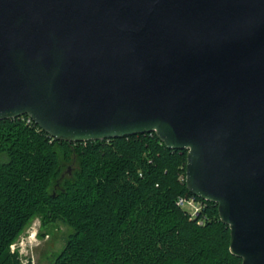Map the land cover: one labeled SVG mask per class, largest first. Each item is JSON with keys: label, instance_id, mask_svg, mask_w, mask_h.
<instances>
[{"label": "water", "instance_id": "1", "mask_svg": "<svg viewBox=\"0 0 264 264\" xmlns=\"http://www.w3.org/2000/svg\"><path fill=\"white\" fill-rule=\"evenodd\" d=\"M57 141L154 133L264 264V0H0V121Z\"/></svg>", "mask_w": 264, "mask_h": 264}, {"label": "trees", "instance_id": "2", "mask_svg": "<svg viewBox=\"0 0 264 264\" xmlns=\"http://www.w3.org/2000/svg\"><path fill=\"white\" fill-rule=\"evenodd\" d=\"M27 118L0 121V264H22L11 245L35 218L40 237L67 230L48 264H241L215 204L203 225L176 205L184 150L154 133L57 141Z\"/></svg>", "mask_w": 264, "mask_h": 264}, {"label": "rangeland", "instance_id": "3", "mask_svg": "<svg viewBox=\"0 0 264 264\" xmlns=\"http://www.w3.org/2000/svg\"><path fill=\"white\" fill-rule=\"evenodd\" d=\"M39 228V219H33L12 246L22 264H48L63 246L67 234L63 225L49 227L41 237Z\"/></svg>", "mask_w": 264, "mask_h": 264}, {"label": "built area", "instance_id": "4", "mask_svg": "<svg viewBox=\"0 0 264 264\" xmlns=\"http://www.w3.org/2000/svg\"><path fill=\"white\" fill-rule=\"evenodd\" d=\"M31 119L28 117L26 122H30ZM176 205L185 211L188 215L189 219L196 220L198 225H203L205 221V217L202 216L204 214V209L206 207V201L199 199L193 195L190 196H179L176 200ZM11 245V250H12Z\"/></svg>", "mask_w": 264, "mask_h": 264}]
</instances>
